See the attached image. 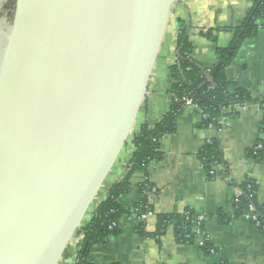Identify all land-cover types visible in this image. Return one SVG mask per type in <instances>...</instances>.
<instances>
[{"label":"water","instance_id":"1","mask_svg":"<svg viewBox=\"0 0 264 264\" xmlns=\"http://www.w3.org/2000/svg\"><path fill=\"white\" fill-rule=\"evenodd\" d=\"M15 2L0 33V264H58L132 134L180 2Z\"/></svg>","mask_w":264,"mask_h":264},{"label":"crops","instance_id":"2","mask_svg":"<svg viewBox=\"0 0 264 264\" xmlns=\"http://www.w3.org/2000/svg\"><path fill=\"white\" fill-rule=\"evenodd\" d=\"M256 0H179L172 10L169 25L162 40L144 103L132 130L133 134L148 125L153 127L168 111L173 96L169 93L172 80L168 68L175 62L177 20L188 27L192 58L202 68L211 69L218 62L216 50L230 46L234 32L242 25ZM209 37H206L208 36ZM229 91L244 89L252 98H264V20L255 37L245 40L232 63L225 71ZM263 112L255 104L235 107L224 116L217 133L203 130L200 114L186 108L176 119L175 132L161 142L162 159L153 162L143 172H135L127 192L118 199L126 212H131L140 195L139 186L147 181L153 188L148 195L151 216L144 232L153 234L158 215H178L190 209L201 217H214L217 212H232V204L239 195L233 184L254 181L258 198L264 199V162L246 157V151L261 142ZM216 137L224 165L215 166L207 175L198 161L204 143ZM132 148L128 141L104 179L91 203L83 223H87L95 207L107 195L108 189L120 183L128 170ZM139 222L133 215L119 219V234L94 246L89 255L91 264H264V240L252 225L247 214L230 224L221 225L215 219L206 222V236L215 255H206L199 242L194 245L177 243L169 228L157 243L150 237L136 233ZM77 243V244H76ZM58 264H74L79 243L68 244Z\"/></svg>","mask_w":264,"mask_h":264},{"label":"trees","instance_id":"3","mask_svg":"<svg viewBox=\"0 0 264 264\" xmlns=\"http://www.w3.org/2000/svg\"><path fill=\"white\" fill-rule=\"evenodd\" d=\"M263 20L264 0H256L242 25L234 32L230 46L226 49L216 50L217 64H220V67L212 76V83H206V76L211 75L214 67L205 69L193 60V46L189 42L187 24L183 20H177L176 49L178 55H176L175 62L168 68L172 80L169 91L173 96L171 105L163 118L153 127L144 125L138 133L130 135L128 141L132 148V154L124 179L108 189L106 198L95 207L89 221L82 223L74 232L73 239H82L74 264H91L88 258L92 248L103 245L108 237L118 236V222L122 216L130 214L137 219L141 215L152 213L147 197L153 188L147 181L139 186L140 198L130 213L120 207L118 199L127 192L129 180L135 172H143L147 175L149 165L162 159L161 142L165 137L174 134L176 119L186 109L185 102L187 100H191L197 106L202 117L200 126L203 130L217 133L227 112L235 107L252 104L257 105L263 112V130L264 98L254 99L244 89H235L230 92V83L225 75L227 67L232 63L241 44L258 34L262 28ZM235 41H237L236 45H234ZM204 99L214 102L215 106ZM258 145L261 146L260 150H256ZM197 157L201 168L210 177L215 166L224 165L216 137L210 138L204 143ZM246 157L254 162H264V145L261 142L255 143L252 148L246 151ZM233 185L238 188L239 195L232 204L231 213L220 211L214 217H201L192 210L185 209L178 215H158L153 234L145 233L142 223L136 227V233L143 238H153L158 243L166 231L172 228L177 243L194 245L200 241V249L204 254L215 255L216 250L206 236V222L215 219L221 225H227L240 219L248 213L249 208H252L251 216L255 217L256 221L251 223L264 240V199L259 200L256 183L247 180L241 184Z\"/></svg>","mask_w":264,"mask_h":264},{"label":"built area","instance_id":"4","mask_svg":"<svg viewBox=\"0 0 264 264\" xmlns=\"http://www.w3.org/2000/svg\"><path fill=\"white\" fill-rule=\"evenodd\" d=\"M185 106H186V108H191V109L196 110L200 114L197 106L195 104H193V102L191 100H187L185 102ZM200 117H201V114H200ZM260 149H261V146L258 145L256 147V150H260ZM251 213H252V208H249V211H248L247 215H248V217H249V219H250L251 222H255L256 219H255V217L251 216ZM150 216H151V213L149 212L146 215H141L139 218H137V220H138L139 224L142 223L143 225H146L147 219ZM77 242L79 243V246H78V249L75 251V253H77L79 251L80 246H81V243H82V239L81 238L77 239ZM199 245L201 246V242H199Z\"/></svg>","mask_w":264,"mask_h":264},{"label":"rangeland","instance_id":"5","mask_svg":"<svg viewBox=\"0 0 264 264\" xmlns=\"http://www.w3.org/2000/svg\"><path fill=\"white\" fill-rule=\"evenodd\" d=\"M9 3H10V0H6L5 5L0 9V12L2 13V14H0V16L3 15L5 17V21L7 22V23H5V21H4V23H5L4 26L6 27V31H7V28H9L11 26L13 18H14V14H15V8L12 11V15L9 14V11H10L9 10V5H10ZM68 246L69 245H67V247Z\"/></svg>","mask_w":264,"mask_h":264},{"label":"flooded vegetation","instance_id":"6","mask_svg":"<svg viewBox=\"0 0 264 264\" xmlns=\"http://www.w3.org/2000/svg\"><path fill=\"white\" fill-rule=\"evenodd\" d=\"M15 1L16 0H10V3H9L10 4L9 5V10H10L9 14H11V15H12V11L14 10L15 5H16ZM5 2H6V0H1L0 1V9L5 5ZM0 14H2V13L0 12ZM4 21H5V17L3 15H1L0 16V33L6 31V27L4 26V24L7 23V22L5 21V23H4Z\"/></svg>","mask_w":264,"mask_h":264}]
</instances>
